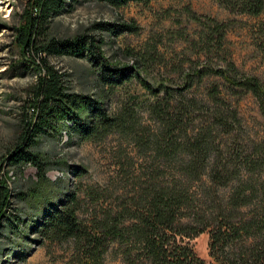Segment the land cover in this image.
<instances>
[{
    "label": "rangeland",
    "instance_id": "374dc122",
    "mask_svg": "<svg viewBox=\"0 0 264 264\" xmlns=\"http://www.w3.org/2000/svg\"><path fill=\"white\" fill-rule=\"evenodd\" d=\"M30 1L0 0V162L21 141L22 113H30L27 102L31 87L41 72L21 54L16 43L15 27L25 22ZM97 22H121L135 29L116 34L100 32L94 28ZM215 23L224 25L220 42ZM79 32L102 36L103 58L109 65L130 68L129 79L114 86L103 83L102 67L87 57L50 56L48 61L66 74L70 91L90 95L112 116L132 117L120 128L88 139H80L66 121L51 134L39 136L33 146L35 153L51 163L43 176L32 164L7 166L2 162L0 174L10 197L0 217V264H92L72 240L42 239L24 223L56 203L62 187L76 191L82 204L78 216L89 223L93 217L102 219L109 210L116 211L122 201L157 174L165 182L177 174L187 154L179 149L167 163L158 157L157 145L164 147L165 132L151 113L157 99L164 103L167 92L182 95L169 102V113L174 116L178 108L182 115L181 132H175L181 143L185 123L192 135L212 121V113L218 108L208 96L212 87L218 89L219 99L236 110L238 123L228 128L212 126L215 142L210 159L217 155L255 158L254 146L264 141V116L254 95L240 88H233L237 92L233 94L223 76L210 72L230 61L240 75L257 77L264 88V11L258 16L240 14L219 0H148L120 7L79 0L72 11L52 20L49 33L66 36ZM20 63L29 65L24 68ZM198 70L207 73L199 79L192 74ZM188 73L193 75L192 84L185 89ZM185 97L197 100V107L189 108L186 115L185 106L177 105V100L185 105ZM240 175L242 179L249 175L262 179L264 170L248 173L243 164ZM236 185L233 180L226 186H213L204 174L200 181L189 184L192 209L210 221L218 218L217 207L226 203ZM260 206V199L253 198L238 211L245 217L258 216ZM211 228L183 241L205 264H220L211 256ZM240 243L249 245L251 239L242 238ZM125 247L111 240L101 256L102 264H127ZM132 248V253H139L137 246ZM231 248L236 247L228 246Z\"/></svg>",
    "mask_w": 264,
    "mask_h": 264
},
{
    "label": "trees",
    "instance_id": "16d2710c",
    "mask_svg": "<svg viewBox=\"0 0 264 264\" xmlns=\"http://www.w3.org/2000/svg\"><path fill=\"white\" fill-rule=\"evenodd\" d=\"M96 1L120 7L130 2L148 0ZM219 1L232 12L240 14L258 16L264 11V0ZM78 2L79 0H31L25 22L15 27L16 43L21 54L28 57L30 64H37L41 72L37 82L31 87L32 95L27 102L30 113H22L21 141L0 162V173L2 162L7 166L32 164L39 175L43 176L51 163L40 159L33 146L39 136L51 134L62 121L70 122L69 129L80 139H88L120 128L132 117L127 115L126 119L112 116L100 101L90 95L70 91L66 74L48 61L50 56L87 57L93 65L102 67L103 83L114 86L129 79L130 68L109 65L103 58L105 41L102 36L96 37L85 32L66 36L49 33L52 20L64 12L72 11ZM94 28L100 32L115 34L133 32L135 29L132 25L121 22H97L94 23ZM214 28L220 42L223 34L219 32L224 25L215 23ZM21 66L26 67L23 63ZM210 72L223 76L233 94L237 93L233 88L251 92L264 116V88L257 77L240 75L230 61L224 68L211 69ZM206 73L205 70H198L192 74H197L200 79ZM192 76L191 73L186 75L185 89L191 86ZM217 94L216 87H212L208 93L213 104L218 105L212 113V121L204 123L192 135H189L185 123L183 143L178 141L175 133L181 132L183 119L180 110L177 108L174 116L169 113L170 100L175 96L182 98V95L167 92L163 98L166 107H163L164 103L160 99L151 106V113L162 123L165 132L164 147L160 143L157 145V150H160L157 152L158 157L167 163L173 161L172 155L179 149L187 154L179 164L178 173L169 181L160 180V175L157 174L154 179H150V183H144L143 187L122 201L116 211L109 210L102 219L93 217L89 223L78 216L82 204L76 191L62 187L59 200L45 208L40 216L25 222L24 226H29V231L42 239L53 242L72 240L92 264H102L101 256L111 240H117L126 246L123 256L127 264H205L196 256L188 242L183 240L192 239L212 227L209 231L210 249L211 256L217 262L264 264V178L255 179L253 175H249L242 179L240 175L243 164L248 173L264 170V141L254 146L252 154L255 158L247 155L242 161L238 156L221 158L217 155L210 159L209 151L215 142L212 126L218 124L228 128L232 123L239 122L236 110L219 99ZM179 103L185 106V115L189 108L197 107L195 98L185 97V105L177 100V105ZM204 174L211 185L216 187L237 181L226 203L217 207L219 217L212 221L192 209L194 206L190 199L189 184L200 181ZM9 197L6 180L0 174V217L9 205ZM253 198L260 199L261 210L258 216L245 217L238 209L248 205ZM242 238H250L251 243L241 244ZM230 245L236 248L228 249ZM133 246L138 247L139 253H132Z\"/></svg>",
    "mask_w": 264,
    "mask_h": 264
}]
</instances>
